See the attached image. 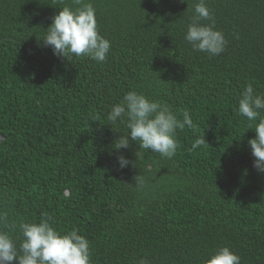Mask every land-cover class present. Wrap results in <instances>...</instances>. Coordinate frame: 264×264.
Returning a JSON list of instances; mask_svg holds the SVG:
<instances>
[{"label": "trees", "instance_id": "trees-1", "mask_svg": "<svg viewBox=\"0 0 264 264\" xmlns=\"http://www.w3.org/2000/svg\"><path fill=\"white\" fill-rule=\"evenodd\" d=\"M197 2L93 0L112 44L100 63L43 45L57 0H0V211L11 221L79 229L92 264H200L225 245L264 264V173L252 122L234 111L248 82L264 94V0H207L228 40L212 57L184 39ZM131 90L189 111L194 128L177 130L171 159H138L135 141L115 148L127 129L107 115ZM119 155L132 163L120 168Z\"/></svg>", "mask_w": 264, "mask_h": 264}, {"label": "clouds", "instance_id": "clouds-1", "mask_svg": "<svg viewBox=\"0 0 264 264\" xmlns=\"http://www.w3.org/2000/svg\"><path fill=\"white\" fill-rule=\"evenodd\" d=\"M183 2V0H182ZM60 11L52 18L42 38L44 46H50L53 54L68 58L70 55L88 57L96 62L107 60L111 41L99 32L96 9L93 0H57ZM184 39L196 52L210 57L222 54L228 40L222 30L216 27L214 12L207 0H198L187 25ZM250 123L248 129L255 130V137L248 140L254 157V167L264 173V94H258L252 82L242 87L238 107L234 108ZM182 119L172 108L160 100L146 96L136 90L128 91L121 101L110 106L107 122L125 124L127 132L116 141V149L126 148L131 141L139 145L138 159L151 150L164 158L171 159L178 148L177 130L194 128L187 109ZM205 143L203 138L195 139L189 151H195ZM120 168L132 161L124 155L117 157ZM136 185L142 186L141 175L134 177ZM50 216L38 222H13L6 211H0V264H92L89 239L73 227L61 231L50 222ZM135 264H150L141 257ZM200 264H241V257L229 246L213 250Z\"/></svg>", "mask_w": 264, "mask_h": 264}]
</instances>
